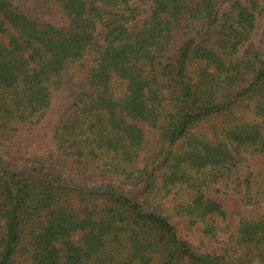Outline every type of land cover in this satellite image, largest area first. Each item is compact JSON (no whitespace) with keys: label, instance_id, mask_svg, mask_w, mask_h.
Returning a JSON list of instances; mask_svg holds the SVG:
<instances>
[{"label":"trees","instance_id":"1","mask_svg":"<svg viewBox=\"0 0 264 264\" xmlns=\"http://www.w3.org/2000/svg\"><path fill=\"white\" fill-rule=\"evenodd\" d=\"M133 1L0 0V264H264V0Z\"/></svg>","mask_w":264,"mask_h":264},{"label":"rangeland","instance_id":"2","mask_svg":"<svg viewBox=\"0 0 264 264\" xmlns=\"http://www.w3.org/2000/svg\"><path fill=\"white\" fill-rule=\"evenodd\" d=\"M151 0H134L132 2V5L134 7L139 8V10L141 11V18H144L149 4H150ZM244 3H247L248 0H242ZM137 21H133L129 24V28L130 29H135L138 26L139 20ZM104 28H102L101 26H99L97 28V32L95 35V38L98 42L103 43V38H104ZM263 35H264V11L261 14V17L258 21V29L256 31V34L253 36V38L251 40H249L240 50V57H244L250 53L259 51L262 47V41H263ZM4 165L10 169L13 172L16 173H26L29 172L31 169H34V167L28 165V164H20V163H14L11 162L7 159L3 160ZM262 164L264 166V159L262 161ZM47 171L50 174H55V175H59L62 176L63 179L66 182H71L75 185H84L85 182L79 178L78 176L68 173V172H64V171H60L58 169H53V168H48ZM39 178V177H38ZM119 191L123 194H125L126 196H129L130 198H132L133 200H140V192L141 189L139 187H119ZM209 197H211L212 199H214L215 201L220 202L221 204H223L227 210L231 211L234 207H236L235 202L228 196H224V195H217V194H213V193H209L208 194Z\"/></svg>","mask_w":264,"mask_h":264}]
</instances>
